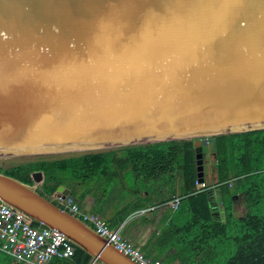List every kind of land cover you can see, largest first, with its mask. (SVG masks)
I'll return each instance as SVG.
<instances>
[{
	"label": "water",
	"instance_id": "water-1",
	"mask_svg": "<svg viewBox=\"0 0 264 264\" xmlns=\"http://www.w3.org/2000/svg\"><path fill=\"white\" fill-rule=\"evenodd\" d=\"M260 129L264 0H0V160L197 138L204 182V139ZM0 199L137 264L36 184L0 172Z\"/></svg>",
	"mask_w": 264,
	"mask_h": 264
},
{
	"label": "trees",
	"instance_id": "trees-1",
	"mask_svg": "<svg viewBox=\"0 0 264 264\" xmlns=\"http://www.w3.org/2000/svg\"><path fill=\"white\" fill-rule=\"evenodd\" d=\"M195 140L160 141L90 151L56 159L41 158L0 168V172L33 185V173L42 171L44 180L41 193L50 198L57 188L67 181L96 182L100 188V182L104 178H111L113 173L128 169L136 176L141 174L144 178L155 177L164 180L167 174V181L172 180L174 191L182 188L183 192L192 193L195 191L193 186L198 180ZM204 140V177L206 178L208 169L205 167V161H208L207 155L210 154L212 164L209 167H213L217 183L226 187L235 178L241 182L239 187L248 185L245 194L248 206L253 210L240 222L245 235L241 238L239 251L227 264H264V215L257 214L255 207L256 202L264 199V129L221 134L214 136L211 141ZM239 171H243V174H238ZM245 180L250 182L244 184ZM126 217L127 215L122 216L116 224L121 223ZM33 224L39 225L37 222ZM73 246L75 252L72 257L55 258L50 264H89L93 260L89 253ZM0 264L25 263L2 254Z\"/></svg>",
	"mask_w": 264,
	"mask_h": 264
},
{
	"label": "crops",
	"instance_id": "crops-1",
	"mask_svg": "<svg viewBox=\"0 0 264 264\" xmlns=\"http://www.w3.org/2000/svg\"><path fill=\"white\" fill-rule=\"evenodd\" d=\"M206 173V187L198 189L195 184L192 193L183 192L182 188L174 191L167 174L164 180L138 174L137 181L145 185L132 191L129 199L120 200L108 198L96 182L67 181L62 185L70 189L84 211L101 215L112 227L124 223V236L149 257L161 259L165 264H227L239 251L245 235L240 222L253 212L245 194L248 185L239 187L241 182L234 178L232 185L221 186L213 175V167ZM107 179L110 177L103 182ZM248 182L245 180L244 184ZM174 195L183 197L177 209L166 204ZM147 206H155V210L134 215ZM255 207L257 214L264 215V199L256 202Z\"/></svg>",
	"mask_w": 264,
	"mask_h": 264
},
{
	"label": "built area",
	"instance_id": "built-area-1",
	"mask_svg": "<svg viewBox=\"0 0 264 264\" xmlns=\"http://www.w3.org/2000/svg\"><path fill=\"white\" fill-rule=\"evenodd\" d=\"M229 183L232 185V181ZM195 184L198 189L206 187V182L197 180ZM51 198L63 209L92 225L99 234L106 237L121 253L137 264H165L161 259L147 256L128 240L123 234L124 223L112 227L101 215L84 211L71 194L63 195L56 191ZM182 198V195H174L166 204L177 209ZM153 210L155 206H147L137 210L134 215H144ZM74 252V246L62 233L40 223L34 225L24 212L0 199V255L11 256L15 261L25 264H50L55 258H70ZM89 264L101 263L93 258Z\"/></svg>",
	"mask_w": 264,
	"mask_h": 264
},
{
	"label": "rangeland",
	"instance_id": "rangeland-1",
	"mask_svg": "<svg viewBox=\"0 0 264 264\" xmlns=\"http://www.w3.org/2000/svg\"><path fill=\"white\" fill-rule=\"evenodd\" d=\"M118 147L120 146H110L95 150H75V151L43 153V154L39 153V154L10 157L0 160V168H8L13 165L34 161L41 158L56 159V158L68 157L72 155H81L90 151L117 149ZM207 157H208V161H205V167L209 168V165L211 164V160H212V155L209 154L207 155ZM103 180L100 182L101 183L100 188L101 189L103 188V191H105L106 196L108 198L116 197L119 200L125 198L129 199L132 194V191L137 190L138 186L145 185V182L137 181L136 174L129 169L122 170L121 172L118 173H113L109 180L107 179L104 182Z\"/></svg>",
	"mask_w": 264,
	"mask_h": 264
},
{
	"label": "flooded vegetation",
	"instance_id": "flooded-vegetation-1",
	"mask_svg": "<svg viewBox=\"0 0 264 264\" xmlns=\"http://www.w3.org/2000/svg\"><path fill=\"white\" fill-rule=\"evenodd\" d=\"M34 184H36L37 188H38L40 191H42V188H41V182H39V183L34 182Z\"/></svg>",
	"mask_w": 264,
	"mask_h": 264
}]
</instances>
